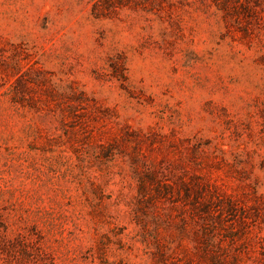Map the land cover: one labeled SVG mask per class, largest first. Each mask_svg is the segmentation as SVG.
Instances as JSON below:
<instances>
[{
  "label": "rangeland",
  "instance_id": "rangeland-1",
  "mask_svg": "<svg viewBox=\"0 0 264 264\" xmlns=\"http://www.w3.org/2000/svg\"><path fill=\"white\" fill-rule=\"evenodd\" d=\"M0 264H264V0H0Z\"/></svg>",
  "mask_w": 264,
  "mask_h": 264
}]
</instances>
